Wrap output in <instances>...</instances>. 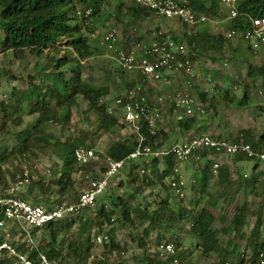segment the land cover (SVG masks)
<instances>
[{
    "label": "trees",
    "instance_id": "16d2710c",
    "mask_svg": "<svg viewBox=\"0 0 264 264\" xmlns=\"http://www.w3.org/2000/svg\"><path fill=\"white\" fill-rule=\"evenodd\" d=\"M112 1L114 0H0V26L4 35L1 50L11 51L18 60L24 59L27 54L36 55L40 62L44 61L43 64L38 61L36 69L48 77V81L42 85L36 83V76L31 75L30 85L27 88L20 90L13 88L9 100L0 101L2 131L6 130L9 133L7 128L9 123L20 125L19 113L23 112L27 106L29 113L39 115L37 121L31 122L23 129L13 133L17 143L11 148L5 146L0 151V185L2 186L0 194L9 192L7 189L11 182L16 184L28 178L32 183L23 196L32 197L37 203L53 207L63 201L76 202L79 199L80 193L74 187L73 174L84 166L78 164L74 152L76 148L85 146L86 143L84 139L78 144L71 140L52 141L53 136L47 131V125L70 123L73 110L81 106V101L88 105L89 110H93L98 115L101 127L105 131L113 128L121 131L124 122H121L118 114L108 112L109 103L105 100V96L109 93L108 86H98L86 80L82 70L70 72L64 68L72 62L80 65L81 59L87 60L104 51L115 53L100 44L97 40L98 34L91 38L92 34H96L98 24L103 21L105 5L106 7L110 6ZM190 7L196 13H203L210 17V15H218L220 3L218 0H190ZM123 8L126 9V12H123ZM238 9L239 14L230 20V28L245 32L251 27L252 17L264 16V0H242ZM152 13H154L152 10L138 6L132 0L131 4H127L125 1L118 2L115 16L119 22H124L125 17L129 15L131 24H136L140 20L150 17ZM184 24L188 25V23ZM185 33L184 40L192 49L217 51L224 48L226 40H230L225 34H212L206 27L198 28L195 34ZM249 48L255 50L252 44L249 45ZM234 50L239 55L244 52L241 47ZM247 63L249 77L252 79L261 78L264 81V62L257 65L247 60ZM139 76L142 77V75ZM228 89L224 90L227 101L235 102L237 97L230 96L232 90ZM249 99V92H245L237 103L250 105ZM16 114L18 115L15 116ZM199 114L203 113L195 112L191 116H184L170 128L162 125L160 118L154 125L143 118L140 121L141 127L138 133L127 134L122 139L113 141L103 157L109 156L121 160L130 156L138 147L165 148L171 144V134L179 132L185 135L200 127L203 120ZM240 139V137H236L233 140ZM245 141L251 142L254 149L264 151V131L260 134L258 141L254 142L250 136ZM57 147H61L63 152H56ZM51 150L58 154L61 163L52 168V177L49 179L40 175L37 179L32 180V176L25 170L22 161L14 168L4 170L3 164L8 161L9 156L15 155L20 158L31 152L40 151L47 154ZM195 154L204 160L205 165L200 171L199 182H196L194 186L195 189H199L200 193L205 194L212 177L214 163L211 158H208L207 150L202 149ZM231 156H233V160L234 158H246L244 155ZM150 161H152L151 165ZM150 161L142 157L128 160V174L134 175V171L144 163L147 167L152 166L154 173V177L148 176L149 173L142 174L141 176H144L143 183H139L133 177L130 180L134 185L133 191L128 190L123 196L113 192H104L97 198L94 206L85 208L76 216L55 220L40 229H35V232L39 230L49 237L46 244L37 241L38 247L47 254L54 264H58L54 259L59 255H62L63 260L72 256L76 264H86L95 245L94 242H89L96 225L102 231L104 223L113 225L121 222V226H133L137 222L140 225H145L143 234L146 235L152 229H159L162 233L160 235L162 241L166 233L175 229L178 222L189 218L188 231L192 238L197 239L196 247L204 257L209 258L216 255L217 264H244L247 260L245 252L241 253L238 250L235 240L246 236L245 227L248 217L255 215L256 222L246 239L248 247L252 249V256L249 257V260L254 262L258 255L264 252V235L261 232V228L264 227L261 213L263 207L254 211L252 209V204L255 203L254 198L250 202L244 201L237 205L229 224L222 228L216 225L217 199L215 200L209 195L207 196L209 200L189 217L185 215L182 208L178 212L172 209L169 194L160 198L156 207H151L156 201L147 202L143 196L144 192L147 189H152L158 181H163L173 173L175 160L172 156L165 158L166 166L162 170L158 167L159 159L152 158ZM256 162L251 179L236 171L237 179L235 181L231 178V169L228 165L219 166L216 175L218 177L217 186L221 188L219 198L225 197L221 209L224 211L229 209L243 184H249L250 191L256 193L255 185L258 180L256 173L259 163ZM8 176L10 180H8ZM24 184L27 183L24 182L22 185ZM120 184L125 185L124 182ZM53 193L67 197L62 200L57 198L59 202L56 203L57 200L52 198ZM203 199L202 196L199 197L196 204L198 205ZM133 201H137V204L134 205ZM2 217L3 215L0 214V219ZM76 224L79 225V233L75 241L81 240V244L76 247L75 242H71L64 254L65 234H68ZM221 233L228 235L232 233L231 239L226 244L222 243L220 239ZM105 235H107V239L102 243L110 253L117 252L121 255L125 252V248L116 238L115 228L107 230ZM4 239L5 231L0 227V242ZM94 241H96L95 237ZM175 244L179 250L180 243L175 242ZM138 245L142 249V254L136 256L134 264H170L169 259L163 258L160 253L157 256L149 253L150 248L145 242L144 236L138 238ZM17 248L24 252L29 251V246L25 242H18ZM35 254L34 251L30 252L31 256ZM178 255L180 263L183 264L181 254L178 253ZM93 260V264H125V260L117 263L110 262L107 260V254L104 258ZM0 264H11V259L2 257Z\"/></svg>",
    "mask_w": 264,
    "mask_h": 264
},
{
    "label": "rangeland",
    "instance_id": "374dc122",
    "mask_svg": "<svg viewBox=\"0 0 264 264\" xmlns=\"http://www.w3.org/2000/svg\"><path fill=\"white\" fill-rule=\"evenodd\" d=\"M120 1L121 0H114L110 6L106 7L105 5V9L103 11V21L98 24L96 34L91 35V38H94L98 34L99 37H97V40H99L101 45H103L102 42L104 35L111 28L116 30L120 39L118 41L120 45L122 42H130L129 46L121 45L126 50L140 48L144 44H149L152 41L151 38L153 39V34L156 30H168L167 35L169 36H173L172 28L175 27L184 32H190L191 34H195L197 31L196 28L198 27H191L179 21L169 20V22H165V20H163L165 18L155 12L148 17V21L141 22L139 24L129 23L126 17L124 22H119L116 19L115 13L117 10V3ZM126 1L129 2L130 0ZM222 13L223 17L229 15V12L227 11H222ZM214 16L218 15H210L209 18ZM157 20L164 22L162 27L157 25ZM135 27L136 30H134ZM3 38L4 35L0 26V101H8L13 88L20 90L27 88L30 85L29 81L31 75L36 76V83L42 85L48 81V77L46 74L44 75V73L36 69L37 62H40L36 55L27 54L24 59L18 60L13 56L11 51H2L1 42ZM183 41L187 46L189 54L197 61L196 71L199 74V77L197 79L198 81L195 82L196 87L192 89V93L195 95L197 102L205 109V113L199 114L203 122L201 123L200 128L193 132V135L197 136L203 133H210L227 139L240 137L243 140L250 136L254 142L258 141L260 134L264 131V81L261 78L252 79L249 77L247 60L257 65L263 63L264 55L259 51L263 46L254 51L249 48V44L243 41L240 35H237L230 40H226L224 48L217 51H206L201 48L192 49L187 41ZM237 47L243 48L244 52L240 55L236 54L234 49ZM40 63L43 64L44 61H41ZM64 68L68 69L70 72L73 70H82V74L86 80L98 86H108L109 93L105 96V100H107L110 105L119 97L127 98L130 91L135 89L138 85H141V90H139V92L142 94L145 92H152L150 94L154 95L157 93L160 94L164 91V85L158 82L154 83L156 84L154 85L150 81L143 80V78L139 76L140 74L125 71L119 65L115 55L109 51H104L102 54L90 57L85 60L84 64L77 65L72 62ZM181 75L180 77H177L179 82L180 79H182V81L184 79V76L182 75V77ZM177 87L178 86L174 89ZM227 88H229L228 90H232L230 96L237 97L235 102L229 103L227 101L224 93V90ZM171 92H173V89ZM245 92H249V100L251 104L239 105L237 101L244 95ZM195 112H199V109ZM162 113V117L160 118L161 120H164V123L161 124L166 127L169 126L168 128H170V126H173L176 121L179 120V115L182 113V110L176 109L171 103L166 102L162 106ZM1 114L2 113L0 111V151L5 146L11 148L15 143H17L13 134L15 131L23 129L29 123L35 122L39 118L37 113H29L27 106L24 108L23 112L19 113L21 118L20 125L9 123L7 126L9 130L8 133L6 130L2 131ZM117 114L121 120L120 111H118ZM17 115L18 114L15 116ZM121 122L123 121L121 120ZM123 124L124 125L121 131L117 128L105 131L103 127H101L98 115L93 110H89L88 105L81 101V106L78 109L73 110V117L70 123L65 125H47V131H49V133L53 136L52 141L56 140V142H63L71 140L78 144L84 139L86 145L82 147H92L102 154V160L90 163L73 174L74 187L78 193L81 194L82 191L88 187V179L84 178L86 173H89L91 177H97L99 176V173L103 171L105 167L103 156L109 145L113 141L122 139L125 135L133 133V129L129 125L125 122ZM55 151L62 153L63 149L61 147H57ZM234 160L235 162H241V165L240 167L232 168L231 174L233 181L237 179L236 171H239L240 174L244 176L247 173L248 178L251 179V176L254 174L253 167L256 160H250L249 158H234ZM20 161H22V165L25 170L32 176V180L37 179L40 175L47 179L51 178L52 168L56 164L61 163L58 154L54 153L52 150L47 154L37 151L36 153L31 152L25 157L20 158L15 157V155L9 156L8 161L3 164L4 170L14 168L20 163ZM212 161L214 163L213 158ZM247 163L250 170L248 169ZM143 165H145V163L140 165L137 170L134 171V175L128 174L129 170L124 169V171L120 172V174H118L117 177L111 181L105 192H113L123 196L126 191H133L134 185L130 182V180L134 177L139 183H143L142 180L144 179V176H141V169L144 167ZM204 165V160H197L195 158H192L188 160V162L184 163L182 168V175L186 182L184 196H177L171 187H169V181L173 177V173L163 179V181H158L157 185L153 186L152 189H147L143 196H145L147 202L155 200L156 202L151 207H156L159 199L164 197L166 194H169L170 206L172 209L178 212L182 208L185 215L189 217L195 210L203 206L206 201L209 200L207 197L208 195L216 200L219 198V194L221 192V188L217 186L218 177L213 173L205 194L200 193L199 189H195L194 180H196V176L199 174H197L196 171L200 172ZM165 166L166 165L159 169L162 170ZM257 166L258 168L256 174L258 180L255 185L256 193H252L250 191L249 184H243L241 190L236 196V200L229 207V209L226 210L225 214L221 215L223 210H220L218 206L215 208V214L217 217L216 225L219 228L229 224L234 208L237 205L242 204L244 201L250 202L252 198L255 200V203L252 204V209L254 211L263 207L261 213L264 220V163L259 162ZM148 168L151 170L148 176L154 177L152 166H149ZM137 173L139 174L136 175ZM8 180H10L9 176ZM121 182H124L125 185L120 184ZM196 182H199V179ZM31 183L32 182L30 180L24 185L11 182L7 191L14 190L15 193L24 194ZM0 189L2 190L1 185ZM201 196L204 199L197 205L196 200ZM66 197L67 196H58V194L55 193L52 194V198H55V200H57V198L62 200ZM58 202L59 201L57 200L56 203ZM133 202L134 205L137 204V201ZM255 222L256 216H249L247 226L245 227L246 236L235 240L238 250L241 253L245 252L247 258L252 256V249L248 247L246 239ZM189 226V218L184 219L182 222H178L175 229L166 233L163 240L171 239V241L180 243L178 252L181 254L183 264H217V257H204L201 252L198 251L196 247L197 239L192 238L188 231ZM78 227L79 225L76 224L74 228L68 232V234H65L66 244L63 247L65 249L63 250L64 254L67 252V247L71 242H75L76 247L81 244V240L75 241L79 233ZM144 227L145 225H140L137 222L133 226H121V222H117L113 225L104 223L101 231V229H99L96 225L92 232L91 241L89 242H94L95 245L91 250V257L86 264H93V259L104 258L106 254L107 260L110 262L117 263L121 260H125V264H134L136 256H140L142 254V249L138 245V238L140 236H144L145 242L150 248L149 253L157 256L159 254V251H157V245L161 242L160 235L162 233L156 228L152 229L149 234L146 235L143 234ZM111 228L116 229V238L120 242L121 246L125 248V252L121 255L117 252L110 253L109 250H107L108 248L104 247V243L94 241L95 234L100 232L105 234L106 231ZM4 231L5 239H9L10 241H13V243L19 242V232H8L9 229ZM261 232L262 235H264V227L261 228ZM228 236H232V233L229 235L221 233L220 239L222 243L227 241L229 238ZM35 237L37 241H42V244H46L49 241V237L41 231H37L35 233ZM54 260H56V263L58 264H76L72 256H69V259L63 260L62 255H59V257Z\"/></svg>",
    "mask_w": 264,
    "mask_h": 264
},
{
    "label": "built area",
    "instance_id": "2783aa9c",
    "mask_svg": "<svg viewBox=\"0 0 264 264\" xmlns=\"http://www.w3.org/2000/svg\"><path fill=\"white\" fill-rule=\"evenodd\" d=\"M138 6L145 7L153 12L166 17L175 18L181 22L191 25L208 22L210 18L203 13H196L190 7V0H133ZM228 6L229 17L235 18L239 14V0H218ZM153 39L149 44H144L140 48L126 50L117 45L118 34L111 28L104 35L103 44L114 55L119 65L131 73H143L153 79H160L164 71L179 72L185 77V89L180 90L172 101L174 108L182 110L179 119L184 116H191L199 109L204 113L205 109L197 102L192 89L196 87L199 74L196 71L197 61L189 54L184 42L177 41L165 35L163 30H156ZM240 35L242 39L250 42L254 48H259L264 44V16L251 18V27L245 32L231 30L227 35ZM86 60V59H85ZM85 60L81 59V64ZM141 86H136L130 91L127 98L119 97L108 106L110 114L121 113V120L133 129V133L140 130V121L145 118L151 125L162 117V107L152 104L147 95L139 92ZM163 98H160L161 103ZM161 119V118H160ZM216 152L225 155H244L245 157L264 163V152L253 148L252 144L240 139L233 140L210 133H203L192 136L184 141L174 142L161 149L151 146L138 147L125 159L117 160L105 156V167L97 177H91L89 173L84 175L88 179V187L82 191L76 202L63 201L47 207L44 203H37L32 197H25L23 194L15 193L14 190L0 194V227L4 230L19 232V242H25L29 246V251H21L17 248V243L9 239L0 242V258L8 257L11 264H54V262L44 253L37 244L35 229H40L44 225L59 219L71 218L79 212L94 206L97 198L105 192L111 181L117 177L124 169H129L128 160L144 158L150 161L157 158L159 161L172 156L175 160L173 177L170 179V187L177 196L185 195L186 182L182 175L184 163L199 150ZM75 157L80 166H86L93 162L102 160V154L92 147H78L75 149ZM151 165V162H149ZM142 174L150 172V168L143 165ZM220 164H213V173L218 174ZM29 182V179L21 180L18 183ZM39 231V230H38ZM107 239L104 233H97L95 240L102 243ZM34 251V256L30 252ZM157 251L163 258H167L170 264H181L178 248L174 241L163 240L157 245ZM244 264H264V252H261L253 262L249 259Z\"/></svg>",
    "mask_w": 264,
    "mask_h": 264
},
{
    "label": "crops",
    "instance_id": "0c3cea01",
    "mask_svg": "<svg viewBox=\"0 0 264 264\" xmlns=\"http://www.w3.org/2000/svg\"><path fill=\"white\" fill-rule=\"evenodd\" d=\"M121 1H125L127 4H131L132 3V0H130L129 2L128 1H126V0H121ZM120 1V2H121ZM206 1H210V0H206ZM240 1H242V0H239V3H240ZM220 3V2H219ZM239 5V4H238ZM222 11H227V12H229V8H228V6H226V5H224V4H222L221 3V5H220V8H219V13H218V16H214V17H211L210 18V20L208 21V22H205V23H201V24H196V25H191V24H188L189 26H191V27H198V28H202V27H206V28H208L209 30H210V32L212 33V34H217V33H222V34H225V35H228L229 34V32L231 31V28H230V20H231V18L229 17V15L228 16H225V17H223V13H222ZM123 12H126V9L125 8H123ZM165 19H163V20H165V22H169V20L170 21H179V22H181L180 20H178V19H175V18H166V17H164ZM126 19H127V21L129 22V23H131L130 22V20H131V17L129 16V15H127L126 16ZM146 21H148V18L147 19H143V20H140L138 23H136V24H139V23H141V22H146ZM157 25H159V26H163V24H164V22H161V21H159V20H157ZM183 24L185 23V22H182ZM177 24V23H176ZM198 28H196V29H198ZM134 30H136V27H135V29ZM161 30H163V32L165 33V35L166 36H168V37H171V38H173V39H175V40H177V41H181V42H184L183 40H184V38H185V32L184 31H182V30H180L179 28H177V27H175V28H172V35L173 36H169V35H167V31L166 30H164V29H161ZM187 34H191L190 32H187ZM235 36H237V35H233V36H231L230 37V39H232V38H234ZM120 40V39H119ZM151 40H152V38H151ZM132 41V40H131ZM129 43L130 42H128V43H124V42H122L121 43V45H128L129 46ZM249 45H251V43L250 42H247ZM103 44V43H102ZM104 45V44H103ZM120 45V43H118V46L119 47H122V48H124L123 46H121ZM105 46V45H104ZM261 46H263V47H261ZM259 48H260V52H261V54H263L264 55V44L263 45H261ZM255 50L257 49V48H254ZM254 50V51H255ZM258 51V50H257ZM264 57V56H263ZM136 74H140V75H142V78H143V80H146V81H150L152 84H154V83H156V82H158V83H160V84H162V85H164L163 87H164V91H162V93H157V94H154V95H152V94H150V93H152V92H145V94L147 95V97H148V99L150 100V102L152 103V104H158V105H160L161 107L166 103V102H169V103H171L172 104V106H174V103H173V101H172V98L176 95V94H178V92L180 91V90H184L185 89V77H184V79H183V81H182V79H180V82L177 80V77H180V75H181V73H179V72H171V71H164L163 73H162V75H161V78L160 79H153V78H151V77H149V76H146L145 74H143V73H136ZM183 75V74H182ZM181 75V76H182ZM184 76V75H183ZM182 76V77H183ZM154 85H156V84H154ZM138 86H141V85H138ZM176 86H178L176 89H174ZM180 87V88H179ZM173 89V92H171V90ZM160 98H163L162 99V101H161V103H159V101H160ZM163 114V113H162ZM163 121V122H162ZM161 122L162 123H164V120L162 119L161 120ZM200 127H198L197 129H199ZM197 129H194V130H191V131H189V132H187L185 135H183V134H181V133H179V132H175L174 134H171V136H170V142L171 143H174V142H179V141H184L185 139H188V138H190V137H192V136H194L193 135V132H195ZM178 138V139H177ZM209 157L212 159L213 158V160H214V163H216V162H218L220 165H223V164H225V165H228L229 167H230V169L232 170V168H234V167H240V165H241V162H235V160H233V156H231V155H225V154H218V153H216V152H209ZM197 159V160H203L202 158H200L199 156H197L196 154H194L190 159ZM247 158V157H246ZM189 159V160H190ZM250 160H252V159H250ZM166 163H165V160H162V161H159V163H158V167L159 168H163V166L165 165ZM255 164H256V161H255ZM255 164H254V167H255ZM247 166H248V169H249V165H248V163H247ZM254 167H253V171H254ZM250 170V169H249ZM197 172V176H196V180H194L195 181V183H196V181L199 179V177H200V172L199 171H196ZM256 172V171H255ZM214 174V173H213ZM215 175V174H214ZM246 176L248 175L247 173L245 174ZM231 178H232V175H231ZM237 196V195H236ZM224 200H225V197H222V198H218L217 199V206H218V208L220 209V210H223V209H221V207H222V205H223V202H224ZM226 213V211H222V213H221V215H223V214H225ZM229 237V236H228ZM231 237L232 236H230L228 239H227V241L224 243V244H226L227 242H228V240L229 239H231ZM213 257H216V255H213ZM245 257H246V255H245ZM246 259H249V258H247L246 257Z\"/></svg>",
    "mask_w": 264,
    "mask_h": 264
}]
</instances>
